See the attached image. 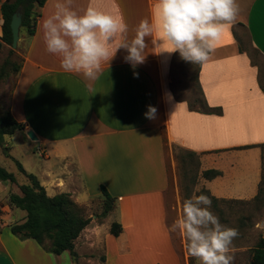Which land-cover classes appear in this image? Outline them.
Segmentation results:
<instances>
[{"label":"crops","instance_id":"1","mask_svg":"<svg viewBox=\"0 0 264 264\" xmlns=\"http://www.w3.org/2000/svg\"><path fill=\"white\" fill-rule=\"evenodd\" d=\"M6 1L0 0V44ZM61 3L48 0L36 34L20 37L19 46L25 44L24 63L13 78L8 107L25 130L9 137L17 136L27 148L29 163L19 162L49 196L69 193L87 206L102 197L105 188L115 199V209L103 223L92 221L81 234L76 261L69 252L55 255L34 240L19 239L11 224L1 223L8 217L0 215V264H91L84 250L92 235L102 245V254L93 255L92 264H190L186 239L169 225V212L180 214L183 205L177 176L170 178V167H176L172 149L200 154L204 171L222 172L221 177L206 180L216 198L251 201L258 195L263 162L257 146L264 145V92L259 70L240 52L234 31L244 26L264 57V0H236V22L226 28L210 59L199 66L204 97L211 107L223 109L221 116L191 111L186 101L176 99L167 80L178 52L155 48L154 37H146L145 61L135 68L125 61L127 50L120 48L95 80L66 72L60 57L47 51L43 30L44 21ZM90 3L122 13L130 41L142 19L151 21L156 0H74L73 9L82 14ZM7 82L0 87L2 97ZM149 105L157 109L154 120L144 115ZM31 130L38 141L28 138ZM5 146L11 147L16 159L7 137ZM243 153L254 157V165L238 160ZM37 155L47 161L37 160ZM170 188L175 191L172 205L167 196ZM18 191L16 185L0 182V212H16L21 218L17 223H23L26 214L8 204L9 194ZM114 222L123 228L118 237L111 234ZM89 231L94 233L87 235Z\"/></svg>","mask_w":264,"mask_h":264},{"label":"clouds","instance_id":"2","mask_svg":"<svg viewBox=\"0 0 264 264\" xmlns=\"http://www.w3.org/2000/svg\"><path fill=\"white\" fill-rule=\"evenodd\" d=\"M73 4L74 0H63L55 14L44 21V41L47 51L60 57L66 72L89 80L98 78L102 65H108L120 48L127 50L125 61L133 68L143 64L146 37H154L151 43L155 48L178 52L191 64H203L239 14L236 0H156L151 21L142 19L129 41L122 13L107 12L90 3L81 14ZM156 113L149 105L144 115L154 120ZM211 204V198L195 187L171 228L186 239L188 254L199 264H232L229 253L238 230L221 224L210 211Z\"/></svg>","mask_w":264,"mask_h":264},{"label":"trees","instance_id":"3","mask_svg":"<svg viewBox=\"0 0 264 264\" xmlns=\"http://www.w3.org/2000/svg\"><path fill=\"white\" fill-rule=\"evenodd\" d=\"M48 0H7L2 5L3 35L1 37L0 53L6 46L9 49V57L0 64V87L8 79L19 74L23 67L24 59L19 58L17 51L12 48L13 35L11 30V21L14 13L18 8L22 7V25L20 37H33L36 34L39 19L42 15V9ZM243 27L244 26H240ZM246 29V28H245ZM234 35L238 41L239 50L241 53H246L243 43L234 31ZM250 43L251 37L249 35ZM253 46V45H252ZM254 47V46H253ZM258 54H261L254 48ZM179 53L175 55L177 57ZM12 57H17L18 61H13ZM251 59V58H250ZM253 66L259 68L251 59ZM200 66V64H199ZM259 70V69H258ZM260 72V71H259ZM196 81L200 91L199 98L193 102L186 101L191 111L214 114L217 116L223 115L221 107H211L202 91L199 84V69L197 71ZM259 85L264 92V85L259 78ZM25 130V125L19 123L11 114L10 108H5L0 97V147L6 158L11 159L17 166L18 173L25 177V182H20L18 177L0 165V182L9 183L18 187V193L12 192L8 196V204L12 209H19L26 213L23 223L11 225L12 233L21 240H34L41 245L47 252L55 255H61L64 252H69L74 259L77 260L76 243L84 230L91 224L92 220L85 205L76 202L69 193H60L55 196H49L45 187H43L39 179L31 173H28L23 165L14 159L10 152L11 147L5 146L6 137L13 136L18 131ZM253 146L247 147L251 148ZM255 147V146H254ZM262 150V180L259 185L258 195L253 199V202L261 204L264 197V145L257 146ZM245 149V148H244ZM186 153L181 158V163L187 166V160H192L196 155L200 154L183 149ZM222 176V172L216 169L204 171L202 177L205 180L211 181ZM192 184L196 183V178H192ZM184 198H189L190 189L186 190ZM103 197V212L101 217L106 218L115 209V199L112 198L105 188H102ZM215 206L219 204L218 199L212 198ZM94 201V200H93ZM102 220L101 223L104 222ZM100 223V224H101ZM123 228L120 224L114 222L111 226V234L118 237L121 235ZM251 264H264V236H260L258 243L251 250Z\"/></svg>","mask_w":264,"mask_h":264},{"label":"rangeland","instance_id":"4","mask_svg":"<svg viewBox=\"0 0 264 264\" xmlns=\"http://www.w3.org/2000/svg\"><path fill=\"white\" fill-rule=\"evenodd\" d=\"M236 31L243 43L246 54L253 60V63H255L259 67V78L264 85V57L261 54H258L255 51L254 47L251 45L249 33L245 28L238 27ZM16 51L19 58H23L25 54L24 42L21 43V46L18 45ZM1 53L2 55L0 56V64H2L4 60L9 57V49H5V51L3 50ZM12 59L13 61L19 62V59L17 57H12ZM198 69L199 64H191L189 62H186L181 59L180 55L175 57L172 69L168 75L167 83L171 91L177 98L188 100L191 102L199 98L200 91L196 81ZM15 77H12L10 79L11 81L9 79V81L7 80L8 82L6 81L8 85L4 87L3 97L1 96L0 90V97L5 108H9L8 100L10 97L9 95L11 84L13 82V78ZM7 140H9L14 146V157L21 163L22 161H24L26 164L29 163V160L25 158L27 148L19 142V138L17 136L7 137ZM172 150L176 162V167L174 169L170 167V178H174V175L177 176V194L182 200V203L186 199L184 198L185 194L187 193L186 190L190 189L191 196L193 193V189L198 186L203 194L211 198L212 204L210 211H212L219 217L221 224L225 225L226 227L235 228L238 230L239 235L233 241L229 253L233 257L232 264H251V250L258 243L259 237L264 236V197L261 204H257L256 202H253V200L240 201L216 198L212 195L211 191H209L206 186V180L202 177V173L204 172L202 167V156L196 155V157L192 158V160H187V166H184L181 163V158L186 155L184 150L176 146L173 147ZM243 155L244 156L239 158L238 160L242 163L248 162V164L252 165L254 162V157L252 155H246L245 153H243ZM35 158L41 162L47 161L41 155H37ZM247 159L249 160L247 161ZM51 160L54 161V157H52ZM0 164L5 166L8 171L14 173L19 178L20 182L26 181L25 177H23L22 174L18 173L17 166L10 160L6 159L1 151ZM192 178H196V183L192 184ZM174 193V188L173 190L170 188V190L167 192V196L170 199L169 205H172L175 201L173 200ZM213 197L218 199L219 201V204H217L216 206L213 202ZM1 200H3V198ZM103 200V197L96 198L94 199V201L92 200L89 205H85L87 213L89 214L88 216H90L91 220L95 221V223H101L102 220L104 221V218L101 217V214L103 212ZM17 212L26 214L21 210H17ZM15 213L16 212H0V215H5L8 217L7 219H2L1 223H8L11 225L17 224V222L20 221L21 218H19L18 216L16 217V215H14ZM178 214L179 212H169L170 227L178 218ZM181 214L182 212L179 215ZM106 219H108V217ZM178 232L179 231H176V233ZM93 233L92 231H89L86 234L90 235ZM89 241L90 244L85 248L84 253H86L87 259H89L92 264V262H95L94 260H92L93 255L99 257L102 254V245L100 243H96L93 235L91 236V239ZM97 247H99V249ZM189 257L190 264H199V262L194 257H191L190 255Z\"/></svg>","mask_w":264,"mask_h":264},{"label":"water","instance_id":"5","mask_svg":"<svg viewBox=\"0 0 264 264\" xmlns=\"http://www.w3.org/2000/svg\"><path fill=\"white\" fill-rule=\"evenodd\" d=\"M21 25H22V7L20 6L18 10L14 13L11 21V30L13 35L12 48L14 50H16L19 45ZM27 136L33 142L38 141V138L36 137L35 133L32 130L27 132Z\"/></svg>","mask_w":264,"mask_h":264}]
</instances>
